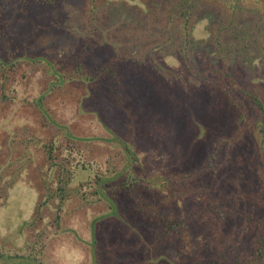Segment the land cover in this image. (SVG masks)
<instances>
[{
    "label": "rangeland",
    "instance_id": "rangeland-1",
    "mask_svg": "<svg viewBox=\"0 0 264 264\" xmlns=\"http://www.w3.org/2000/svg\"><path fill=\"white\" fill-rule=\"evenodd\" d=\"M48 2L0 0V59L13 64L0 69V253L14 258L0 264H264L261 115L239 94L233 108L214 74L264 93V0H195L187 26L183 0ZM69 151L86 168L70 199L45 205L59 170L48 153L68 168ZM99 173L108 197L91 202Z\"/></svg>",
    "mask_w": 264,
    "mask_h": 264
},
{
    "label": "trees",
    "instance_id": "trees-1",
    "mask_svg": "<svg viewBox=\"0 0 264 264\" xmlns=\"http://www.w3.org/2000/svg\"><path fill=\"white\" fill-rule=\"evenodd\" d=\"M256 1L257 0H254V3ZM226 4H227V6H226L225 9H226L227 15L229 14L231 19L229 20V24H228V26L226 27L225 30H227V29L228 30H232V28H234V26L236 24V19L239 17V15H240L239 13L241 12V10L238 9V6L236 5V1L233 2V3L232 2H230V3L226 2ZM48 5H53V0H49ZM196 7H197V5H196L195 0H183V2L180 4V10L178 12L179 13L178 17L182 19V22L185 23V26L188 25L190 19L192 18V17H190V15H192V13H194ZM254 11L257 12L259 10H257V9L254 10L253 9V12ZM261 13H263V15H264L263 11H261ZM186 28L187 27H185L183 29L186 31ZM1 34H2V32L0 31V37H2ZM220 36L221 35H217V39L216 40H218V37H220ZM217 44L219 46H222L220 41H217ZM183 47H185V46L183 45ZM37 59H39V58H37ZM43 63L48 67V69L52 70L51 66L46 64L45 61ZM7 64L6 63H2V61L0 59V69L5 70V68H6V70H8V68H13V64L12 63H10V64L7 63ZM187 70L188 71L190 70L188 65H187ZM51 72L53 73L54 70H52ZM193 73L196 75V71H193ZM214 74H217L219 76V78L222 79V81L225 82V83H226V81H230V83L232 85V87L230 88L231 90H229L228 92L225 91L223 94L226 96L228 102L231 104V106L233 108L240 109L243 106L242 103H240L239 100L236 98V95L239 94L240 96H242L244 98H248L247 101H250L254 105V107H256V109L260 112V115H261L260 122H258L256 124V127H257L258 134L261 137V144L264 145V103H263L264 99L261 96L264 93L259 88L243 89L242 87H240L238 85V83L233 80V77L229 73L227 68H225V69L222 68V70H219L218 67H215L214 68ZM58 80L61 83V80L60 79H58ZM89 81H90V83L92 82V80H89ZM194 134H195V131L192 132L193 136H194ZM202 136H206V134L203 133L200 136H198V138L195 139L196 144H193L192 147H191L192 150L194 151V153H196L197 147L194 148L193 146H197V144L198 145H203L202 143H204L203 142L204 140L202 139L203 138ZM190 137H192V136H190ZM191 140H192V138H191ZM191 140H189V141H191ZM115 141H117V139H115ZM181 142H184V140H182ZM200 142H202V143H200ZM221 144H222V142L220 140L219 142H215L214 147H212V155L210 156V158H211L212 161H214L215 164L213 163L212 165L208 166V168L212 172L211 174H214L217 170H219L221 168L219 166V164H217L215 162V161L218 160V158L216 157V151L221 146ZM49 149H50V151H52L51 148H49ZM124 152L126 154H129L128 151H127V148H124ZM48 154H49V157H48L49 160L48 161L49 162L51 161V163H52L51 164L52 165L51 168L57 167L59 170L57 171V175L55 177L56 181L54 183V185H57V187H56L55 191H53L51 189L52 185L49 186L50 188H47V190L48 189L49 190H48V195L45 198L44 203H45V205H47L48 201H50V200H58L61 203H63L64 201H67L68 199H70V195L73 192L72 190H71V192L69 191V186H71V183L74 181V178L76 176L75 174L77 173V170H80V169L81 170H85L86 165L81 164L78 161H76L75 164L73 165L70 162V161H75V155H74V153L72 151H69L67 153L68 155L64 156V160H67V163H68L67 167L68 168H66L65 165L62 164V163L57 164V163L52 162L51 153L49 152ZM229 161H231V159H228V162ZM181 164H183V163H181ZM181 164H179L178 166H181ZM220 165L223 166L225 164H224V162H220ZM174 169H176V167H174ZM127 174H128V172H126V175ZM189 175H190V177H193V178H188L191 181L195 180V177H198L196 172L195 173L192 172ZM104 178H100V173H99L95 177V182L86 183V186L88 188L92 187L94 189V191H93L94 195L93 194L90 195V197H91L90 201L91 202H94V201L96 202V200L99 202L102 199H104L105 197L106 198L108 197L106 195H107V192L109 193V191H107V189L105 187V182H106L107 178H105V179ZM178 179H179V181H181V178H178ZM137 181L143 182V180L142 181L137 180ZM134 182H136V179H134V178L131 179L130 184L128 185V187L129 188L132 187ZM147 184H150V183H147ZM232 187H236V186L234 185V186H231L230 188H232ZM95 197H96V200H93V199H95ZM109 198H110V194H109ZM237 199H239V201H243L244 200V202H243L244 208L247 207L249 204H256L259 201V198L257 196L244 195L242 197V194H238V198L236 197L235 201H237ZM211 207L212 208H220V207L222 208L223 205L222 204H218V205L211 206ZM224 208H225V205H224ZM113 209H114V207H113ZM114 211H115V209H114ZM253 225H255L256 227H260V225H257V224H253ZM258 238L259 239L257 240V244L259 245V250H260V252L258 253V256H259V258L264 259V257H263L264 256V233L261 234ZM19 258L22 259V260H25V262H20L18 264H34V263L38 264L37 260L36 259H32L30 254L27 255V257L19 256ZM13 259H14L13 256H8V255L0 253V260L6 261V260H13Z\"/></svg>",
    "mask_w": 264,
    "mask_h": 264
},
{
    "label": "crops",
    "instance_id": "crops-1",
    "mask_svg": "<svg viewBox=\"0 0 264 264\" xmlns=\"http://www.w3.org/2000/svg\"><path fill=\"white\" fill-rule=\"evenodd\" d=\"M121 57V56H120ZM113 61H112V65H117V64H120V63H122L123 61H121V59H119L118 61H116L117 59H112ZM127 61V60H126ZM116 73V70L115 69H113V74H115ZM115 76V75H114Z\"/></svg>",
    "mask_w": 264,
    "mask_h": 264
}]
</instances>
